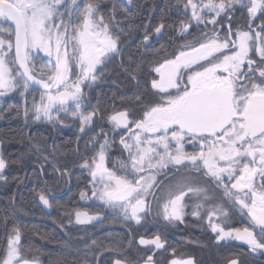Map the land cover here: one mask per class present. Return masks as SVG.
<instances>
[{
  "label": "snow or ice",
  "instance_id": "obj_1",
  "mask_svg": "<svg viewBox=\"0 0 264 264\" xmlns=\"http://www.w3.org/2000/svg\"><path fill=\"white\" fill-rule=\"evenodd\" d=\"M249 2L250 17L257 18L258 12L264 15V0ZM239 3L240 0H229L226 6L224 0L219 3L187 0L185 8L191 7L190 21L199 24L203 20L201 11L220 16L226 7ZM71 4L74 7L69 9L67 0H0V21L10 24L9 28L0 29V94L19 87L27 91L30 85L39 86L43 91L39 103L33 99L35 119L58 120L59 114H67L71 106L75 109L71 115L89 124L93 114L80 112L82 85L97 80V66L118 50L119 38L110 33L103 17L96 18L94 3H85L83 8L77 0H71ZM61 8L65 11L61 12ZM209 22L215 24L216 20ZM162 27L155 31L159 33ZM259 27L257 32L229 30L223 37L215 32L211 36L205 33L203 40L182 44L173 59L165 58L155 68L160 79L152 81V88L159 90L160 98L148 105L139 119L130 121L127 111L109 117L115 128L127 130L131 143L125 137L120 142L128 152V162H121L116 171L106 167V140L92 161L84 164L93 177V197L114 210L120 209L126 218L131 210V218L139 222L138 213L145 207V197H155L154 189L160 187L156 183L160 170L168 166L177 171L190 167L198 174L203 170L204 175L223 188L232 202L230 207L238 204L242 213L247 210L249 226L227 227V211L219 204L205 207L213 197L207 195L208 189L194 187L195 181L187 175L181 176L165 193V218L182 219L185 197H203L205 203L196 204L193 215H200L199 209L207 212L217 240L234 237L245 241L252 251L264 249V67L249 57L254 50L264 63V24ZM188 28L189 24L182 21L183 35L188 34ZM3 35L10 38L6 41ZM144 40L148 41L147 35ZM33 50L47 54V71H37L32 62ZM245 62L248 71L241 70ZM182 69L191 72L186 82ZM28 111L25 110L26 116ZM186 144L199 151H185ZM5 167V160L0 157V171ZM225 179L231 182V188L223 184ZM97 184L102 188L97 189ZM40 200L49 204L44 193H40ZM221 217L225 219L212 223L213 218ZM75 218L81 224L97 219L87 211H76ZM19 242L17 229L8 239L0 264H37L36 260L22 256ZM140 244L164 247L159 236L152 240L141 238ZM115 264L122 262L116 260ZM145 264H154L151 256ZM170 264L194 262L191 258L173 259ZM228 264L238 261L233 259Z\"/></svg>",
  "mask_w": 264,
  "mask_h": 264
},
{
  "label": "flooded vegetation",
  "instance_id": "obj_2",
  "mask_svg": "<svg viewBox=\"0 0 264 264\" xmlns=\"http://www.w3.org/2000/svg\"><path fill=\"white\" fill-rule=\"evenodd\" d=\"M88 2L97 6L98 17H103L104 22L109 25L110 33L119 38L118 50L104 64L97 66V80L89 82L90 86L87 83L82 87L80 112L84 115L93 114L89 124H84L78 116L73 117L71 113L75 109L71 106L67 114L60 113L59 119L52 122L44 118L32 122L28 120V169L24 185L32 196V201L27 198V218L19 222V226L23 227L19 242L22 256L29 261L36 260L37 264H94L95 257L96 264L101 261L102 264H110L111 255L117 256L122 264H145L149 256L154 264H170L173 259L187 258H191L194 264H228L233 259L238 264H264V249L252 251L245 241L234 237L217 240V233L212 231L205 210L199 209L200 215H193V211L197 210L195 205L205 203L203 197H185L182 219L169 221L164 218L165 193L181 176L187 175L195 181L194 187L208 189L207 195L213 197L209 203L226 208L227 227L243 229L249 226L247 210L244 209L242 213L238 204L235 208L230 207L232 202L224 195L223 188L204 175L203 170L199 174L190 167H180L177 171L168 166L160 170L156 174V183L160 187L154 189L155 197L159 199L152 195L145 197V207L138 213L140 221L137 222L131 218V210L126 218L120 209L114 210L93 197L91 170L84 167L86 161L91 162L97 155L100 145L106 140V167L116 171L121 162H128V152L120 142L121 137H125L126 142L131 143L127 139V130L115 128L109 117L117 112L127 111L130 121L139 119L146 107L160 98L159 90L152 88V81L160 79L155 68L165 58L173 59L181 50L182 44L203 40L205 33L211 36L215 32L223 37L229 30L232 33L238 30L260 31L264 15L258 12L257 18L250 17L247 10L250 7L249 0H240L239 4L226 7L220 16H216L214 12L201 11L203 20L197 24L195 20L190 21L191 7L185 8L187 0H182V4L177 7V22L171 23V19L170 27L166 23L154 26V17L163 2L160 0L143 28L137 23L140 18H133L139 16L138 12H132L136 8L135 0L130 3L129 0H113L112 14L106 17L100 13L108 4L105 0L103 3L100 0H81V8ZM193 2L207 3L208 0ZM215 2L219 3L220 0ZM228 2L229 0H224L226 6ZM213 18L216 20L215 24L209 22ZM182 21L189 24L187 35L180 31ZM73 22H76L75 17ZM161 25L163 27L157 33L155 29ZM145 35L148 36V41L144 40ZM2 38L8 40L10 37L3 35ZM232 38L235 39V36ZM249 57L264 67L254 50L250 51ZM241 70L248 71L247 62ZM181 74L186 82L191 72L182 69ZM29 87L33 94L42 91L39 86ZM129 127L134 130L133 125L130 124ZM33 129L34 134H37L34 141L31 140ZM185 151H199V148L186 144ZM30 170L32 172L29 175ZM117 175L123 173L117 172ZM256 183H260L259 177L256 178ZM223 184L231 188L229 180L225 179ZM96 188L100 189L102 185L97 184ZM40 193H44L49 204L45 205L40 200ZM207 206L206 202L205 207ZM76 211H87L97 219L84 224L78 223ZM223 219L225 218H215L212 223H220ZM49 227L55 229V236L47 235L50 233ZM14 235L11 227L0 230V260L6 254L8 239ZM47 236L55 239L48 241ZM157 236L164 245L161 249L154 245L140 244L141 238L152 240ZM112 243L118 244L119 249H111Z\"/></svg>",
  "mask_w": 264,
  "mask_h": 264
},
{
  "label": "trees",
  "instance_id": "obj_3",
  "mask_svg": "<svg viewBox=\"0 0 264 264\" xmlns=\"http://www.w3.org/2000/svg\"><path fill=\"white\" fill-rule=\"evenodd\" d=\"M100 1L103 3V0ZM162 1V6L154 17V26L160 23H166L168 27H170L169 23L171 19H173L171 23L177 22L175 21V19L177 20V7L182 4V0ZM105 2L108 4L100 13L102 16L104 15L106 17V15L112 14L113 0H105ZM159 2L160 0H135L136 8L132 12H138L139 16H133V18H140L137 22L138 25L141 24L143 28L145 27L150 14L156 6H158ZM8 109L9 108L0 109V152L1 157L6 162V167L0 178V230H5L8 227L6 224L7 222H23V218H27V198L32 201V196L28 194L26 185H24V178L28 169L26 160V126L29 123H25L23 119L24 114H21V111H23L22 109H15L12 113H6V111H9ZM36 139L37 134H34L33 129L31 132V140L34 141ZM31 172L32 170L29 171V175ZM51 218L57 221L54 217ZM49 231L50 233L47 234L48 236H55L56 232L53 227H49ZM112 236L115 235L112 234ZM49 238L50 237L47 238L48 241L55 239V237ZM110 248L118 250L119 245L112 243ZM96 258L97 257L94 259V264H96ZM109 259L110 264H113L114 260L118 259V257L111 255ZM52 263H54V261ZM102 263L101 261L100 264Z\"/></svg>",
  "mask_w": 264,
  "mask_h": 264
},
{
  "label": "rangeland",
  "instance_id": "obj_4",
  "mask_svg": "<svg viewBox=\"0 0 264 264\" xmlns=\"http://www.w3.org/2000/svg\"><path fill=\"white\" fill-rule=\"evenodd\" d=\"M77 3L81 5V0H77ZM67 7L69 9H72L74 7L71 4V0H67ZM64 11H65V9L61 8V12H64ZM97 11H98V9H97ZM97 11L95 13V16H96L97 19H99L98 15H97ZM65 20H67V16H66ZM9 26H10L9 23H5V22L0 21V27H2L3 29L9 28ZM13 38L14 37L12 36L11 39L13 40ZM111 55H113V53ZM48 59L49 58L47 57V54L44 51H42V50H39V51L33 50L32 62L36 65L37 71H39L40 69H44L45 71H47ZM52 59L54 61V59H55L54 55H53ZM98 68L99 67H97V69ZM77 71H78V69H77ZM73 78L75 79V76H73ZM85 85H87V83L82 85V87L85 86ZM42 91H43V89H42ZM42 91L33 94V90L30 87H29V89L27 91H25L22 87H19L17 89H13L12 91L3 92V94H0V109L3 110L5 108H9L8 109L9 111H6V113L7 112L12 113L15 109H22L23 111H21V114H24L23 119H24L26 124L28 123V120L30 122L37 121V119H35V112L33 110V99H35L36 103H39L40 95H41ZM21 93H23V95H21ZM29 94H31L30 97L28 96ZM29 98H30V100H29ZM28 102H29V104H28ZM26 109L29 110L27 116L25 115V110ZM0 157H1V152H0ZM3 171H4V169L2 171H0V178L3 175L2 174ZM207 205H208L207 207H211V206L214 205V203L207 202ZM224 206H226L225 203H224ZM225 209L226 208L224 207V210ZM205 213H206L205 215L208 218V214H207L206 211H205ZM163 216L165 218L164 212H163ZM168 220L171 221L172 219H168ZM213 221H215V218H213ZM6 224H7L8 227H11L13 234H15V231L17 229H19V232L22 231V227L19 226V222H16V223L7 222ZM16 224H18V227H16ZM116 260H118V259H115L114 262Z\"/></svg>",
  "mask_w": 264,
  "mask_h": 264
},
{
  "label": "bare ground",
  "instance_id": "obj_5",
  "mask_svg": "<svg viewBox=\"0 0 264 264\" xmlns=\"http://www.w3.org/2000/svg\"><path fill=\"white\" fill-rule=\"evenodd\" d=\"M23 186H24V185H23ZM23 186H22V188H23ZM24 187H25V186H24ZM22 188H21V189H22Z\"/></svg>",
  "mask_w": 264,
  "mask_h": 264
},
{
  "label": "water",
  "instance_id": "obj_6",
  "mask_svg": "<svg viewBox=\"0 0 264 264\" xmlns=\"http://www.w3.org/2000/svg\"><path fill=\"white\" fill-rule=\"evenodd\" d=\"M17 196V195H16Z\"/></svg>",
  "mask_w": 264,
  "mask_h": 264
}]
</instances>
